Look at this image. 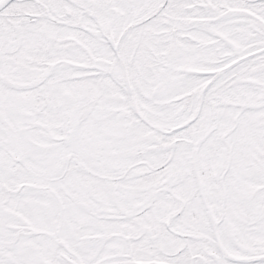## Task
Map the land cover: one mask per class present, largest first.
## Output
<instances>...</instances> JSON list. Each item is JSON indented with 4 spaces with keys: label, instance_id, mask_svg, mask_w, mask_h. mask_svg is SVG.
Returning <instances> with one entry per match:
<instances>
[{
    "label": "snow or ice",
    "instance_id": "obj_1",
    "mask_svg": "<svg viewBox=\"0 0 264 264\" xmlns=\"http://www.w3.org/2000/svg\"><path fill=\"white\" fill-rule=\"evenodd\" d=\"M0 264H264V0H0Z\"/></svg>",
    "mask_w": 264,
    "mask_h": 264
}]
</instances>
